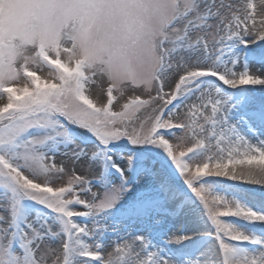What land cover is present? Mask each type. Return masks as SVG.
Wrapping results in <instances>:
<instances>
[{
  "label": "snow or ice",
  "instance_id": "obj_1",
  "mask_svg": "<svg viewBox=\"0 0 264 264\" xmlns=\"http://www.w3.org/2000/svg\"><path fill=\"white\" fill-rule=\"evenodd\" d=\"M0 264H264V0H0Z\"/></svg>",
  "mask_w": 264,
  "mask_h": 264
},
{
  "label": "rangeland",
  "instance_id": "obj_2",
  "mask_svg": "<svg viewBox=\"0 0 264 264\" xmlns=\"http://www.w3.org/2000/svg\"><path fill=\"white\" fill-rule=\"evenodd\" d=\"M96 91L94 90L93 95H96ZM103 98V97H102ZM123 102V101H122ZM59 159V158H58ZM77 171H80V169L78 168ZM260 187L261 186H257V185H248L247 186V191H249L252 195L251 198L254 200L256 199L259 195H260ZM94 191L96 190L95 188L93 189Z\"/></svg>",
  "mask_w": 264,
  "mask_h": 264
},
{
  "label": "bare ground",
  "instance_id": "obj_3",
  "mask_svg": "<svg viewBox=\"0 0 264 264\" xmlns=\"http://www.w3.org/2000/svg\"><path fill=\"white\" fill-rule=\"evenodd\" d=\"M254 67H256V66L254 65Z\"/></svg>",
  "mask_w": 264,
  "mask_h": 264
}]
</instances>
